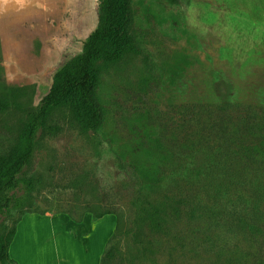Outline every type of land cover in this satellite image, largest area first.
<instances>
[{
	"label": "rangeland",
	"instance_id": "obj_1",
	"mask_svg": "<svg viewBox=\"0 0 264 264\" xmlns=\"http://www.w3.org/2000/svg\"><path fill=\"white\" fill-rule=\"evenodd\" d=\"M120 2L122 23L91 56L102 123L83 129L74 92L46 119L24 171L30 205L3 224L12 230L27 213L61 219L47 237L24 220L16 253L22 242L62 244L65 223L85 229L77 241L90 249L102 234L103 264H264V0ZM24 46L25 36L0 35V156L54 74L37 82ZM85 215L92 227L68 222Z\"/></svg>",
	"mask_w": 264,
	"mask_h": 264
},
{
	"label": "crops",
	"instance_id": "obj_2",
	"mask_svg": "<svg viewBox=\"0 0 264 264\" xmlns=\"http://www.w3.org/2000/svg\"><path fill=\"white\" fill-rule=\"evenodd\" d=\"M99 19L96 0H0V35L13 36L14 41H17V36H25V54L23 56L32 55L36 58V63L32 67L35 68L36 79L39 83L45 78V74L55 73L68 60L86 52L87 44L98 28ZM87 36L91 37L87 38ZM31 41H35V48L37 49L35 52H31L33 49H28ZM76 44L81 46L77 47ZM76 50L78 52L74 53ZM59 219H61L59 215L39 216L28 213L23 215L16 224L14 242L12 240L13 243L11 242L8 247L9 258L16 264H34L38 260L51 257L54 262L52 264H63L62 261L66 258L65 256H71L72 258L78 257L79 260L75 264H100L104 243L102 234L100 240H96L97 246L93 242L90 249L87 242L77 241L81 236H86L85 229L76 234L69 228L71 225L65 223L62 224L61 230H64V233L67 231L69 233L67 234L68 239L64 240L62 244H53V247H49V244L45 242L39 244L29 241L22 242L23 252L16 253L19 245H15V241L20 234L19 229L24 220L34 223L36 220L37 224L45 225L46 236L50 233L51 227H54L53 224ZM68 222L77 226L88 222L89 227L95 223L90 215H85L80 223L71 220ZM112 228L111 222L107 229L109 233ZM37 245L39 246L38 249L49 251L38 250ZM64 247L66 248L65 252L63 251ZM88 250L90 251L88 252Z\"/></svg>",
	"mask_w": 264,
	"mask_h": 264
},
{
	"label": "trees",
	"instance_id": "obj_3",
	"mask_svg": "<svg viewBox=\"0 0 264 264\" xmlns=\"http://www.w3.org/2000/svg\"><path fill=\"white\" fill-rule=\"evenodd\" d=\"M99 25L91 38L85 53L78 54L58 69L52 76V86L42 98L39 106L31 112L29 120L22 127L21 134L6 156H0V264H16L8 256V247L15 235V227L7 230L3 222L12 216L14 212L21 211L30 205L29 199L34 184L25 176V169L30 164L33 154L34 139L44 126L54 107L74 92L83 107L87 109L83 117V129L95 132L102 123V111L98 104L91 99L95 88L93 77L90 73L92 55L97 43L103 41L107 35H113L122 23L123 8L120 0H99ZM4 106H0V109ZM210 157L197 165L199 168L207 167ZM195 169V168H194ZM204 169V168H203ZM196 171V169L194 170ZM193 169H187V175L193 177ZM105 214L94 215V220L101 219ZM82 221V220H81ZM80 221V222H81ZM116 222V226H118ZM111 239V238H110ZM110 239L107 245L110 244ZM106 253L101 257V263L105 262Z\"/></svg>",
	"mask_w": 264,
	"mask_h": 264
}]
</instances>
